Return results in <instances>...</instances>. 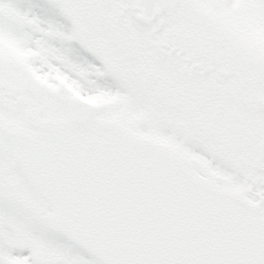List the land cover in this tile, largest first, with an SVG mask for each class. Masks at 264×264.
<instances>
[{
    "label": "snow or ice",
    "instance_id": "6c2138e0",
    "mask_svg": "<svg viewBox=\"0 0 264 264\" xmlns=\"http://www.w3.org/2000/svg\"><path fill=\"white\" fill-rule=\"evenodd\" d=\"M0 264H264V0H0Z\"/></svg>",
    "mask_w": 264,
    "mask_h": 264
}]
</instances>
